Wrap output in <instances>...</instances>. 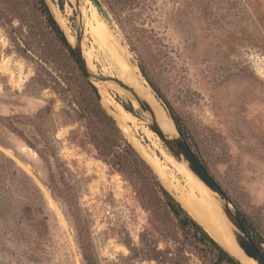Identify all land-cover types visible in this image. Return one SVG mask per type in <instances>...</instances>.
Instances as JSON below:
<instances>
[{
  "label": "rangeland",
  "instance_id": "rangeland-1",
  "mask_svg": "<svg viewBox=\"0 0 264 264\" xmlns=\"http://www.w3.org/2000/svg\"><path fill=\"white\" fill-rule=\"evenodd\" d=\"M98 1L111 21L91 1L46 0L71 46L80 36L95 67L84 74L39 0H0V264H87L84 252L95 264H230L182 234L145 168L197 218L194 183L164 152L190 169L150 112L123 88L105 100L91 74L122 70L143 78L264 248V0Z\"/></svg>",
  "mask_w": 264,
  "mask_h": 264
},
{
  "label": "bare ground",
  "instance_id": "bare-ground-1",
  "mask_svg": "<svg viewBox=\"0 0 264 264\" xmlns=\"http://www.w3.org/2000/svg\"><path fill=\"white\" fill-rule=\"evenodd\" d=\"M87 2H88L87 4H89L90 0H87ZM89 9L92 10V16H96L93 5L90 4ZM84 12L85 15L84 13H82V20L85 17V23H89L90 17L86 15V12L88 13V11L85 10ZM83 26L85 25L83 24ZM64 27H65L64 29L65 34H67L68 38L71 40V37L73 35L70 34L72 32L71 29L65 24ZM101 27L104 30L105 37L107 38L111 37L108 28L105 27L104 25H101ZM114 45L116 46V49L119 48L118 43L115 41H114ZM84 52L82 51V56L86 61V66L90 71L94 72L95 67L91 63L92 61L90 59V56L88 55V53L86 54ZM116 53L114 54V56H112L113 60L117 62H121V64L125 66L124 64L126 62L125 56H122L121 51L117 50ZM4 64L6 65V63ZM104 72L106 71L104 70ZM135 73L132 71L128 74H124L123 70L118 71V76L120 78L118 79L126 83L140 99L148 102V104L151 106L152 110L154 111L158 125L160 126V128L168 138L176 136V130L173 121H171L172 119L166 114V111L164 110L163 106L161 105L160 101L156 98L154 93L150 92V88L148 85L144 83V81L142 80L143 78L140 79L139 76ZM108 75L111 76L110 73ZM96 85L99 89V92L101 93V95L104 97L105 100H106L105 97L110 94V91L108 89L109 87H111V89L113 88L116 90L124 91L118 84L112 81L97 80ZM126 92L130 93L128 91ZM107 99L110 100L109 98ZM132 101L135 105L137 104L134 98ZM107 106L110 107V110L114 115L115 119L118 121V123L124 126L126 124V120L129 113L118 103H115L114 105L109 103L107 104ZM146 114L148 115L149 112L147 111ZM158 137L159 136L157 135V138ZM158 145L161 144L159 143ZM164 154L168 160L174 163L176 169L185 176L187 181H192L194 183L193 191L197 192L196 193L197 197L193 199L192 202L186 203L188 201H185V204H187L189 208L195 212L197 216L196 220L198 219L200 223L205 227V229L211 234V236L215 238L223 246V248L227 250L236 259L241 261L243 264H257L253 259L247 257L242 251V249L237 245L233 234V232L236 231V228L225 217L221 209V204L215 197L214 193L209 189H207L205 185L190 172V170L186 169V165L183 166L178 165L176 163V160L171 155H169V153L165 151ZM159 170L161 171V173L164 174H166L167 172V168L162 166L161 164L159 165Z\"/></svg>",
  "mask_w": 264,
  "mask_h": 264
},
{
  "label": "water",
  "instance_id": "water-1",
  "mask_svg": "<svg viewBox=\"0 0 264 264\" xmlns=\"http://www.w3.org/2000/svg\"><path fill=\"white\" fill-rule=\"evenodd\" d=\"M102 13L104 18L107 21H111V17L108 12L104 8V6L98 0H90ZM66 37V36H65ZM20 44L26 49V51L34 58H36L40 63H46L42 61L35 53L31 50L27 49L24 42L20 39ZM70 44V43H69ZM71 45V44H70ZM71 49L81 65L86 67V61L82 56V49L80 46V36H77V44L75 46H71ZM85 69V68H84ZM86 72V70H85ZM86 73H90L86 72ZM93 75L94 80L106 81L113 80L116 84H118L121 88L127 90L133 95V98L136 100L137 104L140 108L145 112H150L151 122L150 128L154 131L160 139L163 141L165 146L179 159L183 158L187 163L188 168L192 171V173L212 192L216 193L218 197L223 201L221 204L222 212L225 217L229 220V222L236 228V231L233 232L234 239L237 245L242 249L244 254L253 259L257 264H264V255L256 245V242L253 240L251 236H249L246 228L244 227L242 220L237 211H233L231 208V203L228 199L227 194L224 192L222 187L216 182V180L212 177L206 167L202 164L197 155L193 152L187 141L184 139L182 133L175 127V130L178 135L168 138L160 126L156 121V116L151 106L147 101L140 99L135 92L124 82L120 81L118 78L109 75H99L97 73H91ZM63 83V81L61 80ZM64 84V83H63ZM174 124V123H173ZM241 262V261H240ZM242 263V262H241Z\"/></svg>",
  "mask_w": 264,
  "mask_h": 264
},
{
  "label": "trees",
  "instance_id": "trees-1",
  "mask_svg": "<svg viewBox=\"0 0 264 264\" xmlns=\"http://www.w3.org/2000/svg\"><path fill=\"white\" fill-rule=\"evenodd\" d=\"M63 0H59V5L62 7ZM39 3L41 5V8L43 12L46 15L47 21L50 24V26L53 28V30L56 32L58 35L60 41L62 44L66 47L67 50L71 53V55L75 58V61L80 63L75 54L73 53L71 49V45L67 41V38L65 37L63 31L59 27L58 23L54 19L46 0H39ZM81 69L84 74H86L85 70L83 69V66H81ZM159 96V95H158ZM128 109V108H127ZM130 109V108H129ZM174 119V118H173ZM175 125L177 126L178 123ZM177 129L182 133L183 131L180 129L179 126H177ZM133 150V148H131ZM133 152L136 154V152L133 150ZM139 160L141 162L143 161L138 154H136ZM145 168L149 171L151 174V178L157 182L159 185V191H160V196L163 199L164 204L168 207L170 212L173 214V216L176 218L178 226L180 230L182 231V234H184L185 237H188L191 239L192 243L194 244L195 247H198L199 249H209V250H217L218 252V258L226 261L227 263L230 264H243L239 260L235 259L227 250L223 248V246L211 236V234L205 229V227L196 219H194L186 209L181 205V203L170 193L168 192L165 188H163L158 180L154 172L151 170V168L148 166L143 161ZM238 214L242 220V223L244 227L247 230V226L244 220L243 215L238 211ZM256 245L264 255V248L261 247L260 241L255 240ZM203 247V248H202ZM205 247V248H204ZM83 256L86 260L87 264H95V261L93 260L92 256L86 252L83 253Z\"/></svg>",
  "mask_w": 264,
  "mask_h": 264
}]
</instances>
